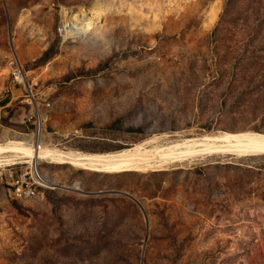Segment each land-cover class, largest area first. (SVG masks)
<instances>
[{"label":"rangeland","instance_id":"1","mask_svg":"<svg viewBox=\"0 0 264 264\" xmlns=\"http://www.w3.org/2000/svg\"><path fill=\"white\" fill-rule=\"evenodd\" d=\"M14 59L30 88L7 76ZM35 109L61 152L264 134V0H0V144L25 142ZM40 167L58 186L43 199L0 182V264H264V154Z\"/></svg>","mask_w":264,"mask_h":264},{"label":"bare ground","instance_id":"2","mask_svg":"<svg viewBox=\"0 0 264 264\" xmlns=\"http://www.w3.org/2000/svg\"><path fill=\"white\" fill-rule=\"evenodd\" d=\"M74 17L81 30H83L85 23L91 19L88 11L82 9H79ZM70 29L75 31L72 25ZM70 33L72 32L70 31ZM5 154L10 155L2 156ZM261 154H264V134L262 133L252 131L217 132L195 137L161 133L132 147L103 153H80L70 150L61 152V150H51L46 147L42 151L36 152L26 142L9 140L5 144H0V165L2 162L9 164L20 161L16 159L25 158L27 160L31 157H37L47 164L70 165L79 170L95 173H143L148 172V170L163 171L168 166L192 161L197 157L217 155L242 157ZM48 183H50L49 185L55 184L49 180ZM71 188L77 190L75 186H71ZM136 203L142 210V205L139 202Z\"/></svg>","mask_w":264,"mask_h":264},{"label":"built area","instance_id":"3","mask_svg":"<svg viewBox=\"0 0 264 264\" xmlns=\"http://www.w3.org/2000/svg\"><path fill=\"white\" fill-rule=\"evenodd\" d=\"M7 76L12 82L22 84L23 88L27 85L24 77V71L20 62L14 59L7 67ZM46 106H49L46 104ZM33 121L29 122V117L22 116L23 122L30 123L31 129L26 135V144L30 145L36 152L42 151L51 144L52 135L47 131L46 121L47 113H42L35 109L32 114ZM73 137L79 136V131L71 134ZM2 171H0V182L7 190L10 199L17 202L40 200L44 198L46 190H55L57 185H49L48 180L40 167V160L37 157H31L27 160L14 161L9 164L4 162ZM0 165V166H1Z\"/></svg>","mask_w":264,"mask_h":264},{"label":"water","instance_id":"4","mask_svg":"<svg viewBox=\"0 0 264 264\" xmlns=\"http://www.w3.org/2000/svg\"><path fill=\"white\" fill-rule=\"evenodd\" d=\"M129 196V195H128ZM132 200H134L135 202H138L136 199H134L133 197H131V196H129ZM142 211H144L143 209H142Z\"/></svg>","mask_w":264,"mask_h":264}]
</instances>
